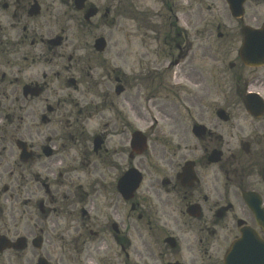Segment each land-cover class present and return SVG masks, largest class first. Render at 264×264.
Returning a JSON list of instances; mask_svg holds the SVG:
<instances>
[{
  "label": "flooded vegetation",
  "instance_id": "af4514ba",
  "mask_svg": "<svg viewBox=\"0 0 264 264\" xmlns=\"http://www.w3.org/2000/svg\"><path fill=\"white\" fill-rule=\"evenodd\" d=\"M105 1L84 0L77 10L75 0H0V237L10 245L0 253V264H67L74 252L106 256L109 241L116 256L123 251L121 213L145 222L151 245L164 254L180 253L185 226L202 248L213 245V253L224 254L242 227L256 230L264 241V223L257 226L253 212L264 210L263 104L257 101L253 113L244 109L246 92L264 99V66L248 67L239 57L243 28L264 25V0H232L242 3L239 17L224 9L212 15L216 0L210 5L198 0L210 14H197L195 22L184 25L192 29L205 20L220 43L214 51H198L201 57L212 54L214 61L210 108L175 116L157 106L162 122L178 123L166 137L165 152L148 133L141 155L132 146L139 112L124 74L119 71L112 86L91 77V60L79 51L98 54L74 46L72 22L80 32L89 30L90 22L83 20L94 5V18L105 22L112 6L119 10L137 0H117L101 12ZM173 2L164 41L182 58L184 51L200 47L178 24L180 0ZM116 83L123 86L120 95L110 93ZM202 100L197 94L185 97L199 105ZM191 163L194 180H178L183 165ZM158 166H168V175L147 180V167ZM134 170L142 181L124 201L119 182ZM242 193L248 194L245 202ZM197 208L200 216L193 219ZM163 217L172 227H166L168 221L157 225ZM168 238L174 248L165 243Z\"/></svg>",
  "mask_w": 264,
  "mask_h": 264
},
{
  "label": "rangeland",
  "instance_id": "374dc122",
  "mask_svg": "<svg viewBox=\"0 0 264 264\" xmlns=\"http://www.w3.org/2000/svg\"><path fill=\"white\" fill-rule=\"evenodd\" d=\"M111 1L112 3L117 2V0H106L105 6H109ZM213 2L214 6L211 13L220 14L224 8L223 2L219 0ZM206 3L199 6L198 0H180V6H178V8L179 12L182 10V15L181 20L178 19V24L181 27L188 29V32L192 37L191 43L193 46L200 47V50L209 49V51H214L215 47L220 43L211 30L208 29L205 20H203L201 25H197L196 28L192 29L184 25L195 22L196 18H194V16L197 14H210ZM209 3L210 2H208V4ZM171 5L172 0L168 2V5L165 8L163 0H137L135 5L125 3L119 8L116 15L114 14L112 8V14L105 20V22L100 21L97 17L94 18L92 20L93 22L89 25V30H83V32L79 31L75 21L72 22V27L74 28L73 36L75 47L85 50L91 48L92 50L93 39L99 35H103L107 40V48L99 57H97V55L92 57L88 52L79 51V55L81 57L90 58V66L95 67V70L90 73L91 76L95 78H103L106 72L110 77H112L113 74L111 73V69H117V71L121 69V71L124 72L125 79L131 84L132 78L135 74L141 75L146 73L150 78L153 77L156 80V83H160L159 88L155 84L149 86V94L155 95L156 97V90H159L160 94H162L157 96L155 101L158 104L164 102V104L168 106V109L182 111V104L178 100L177 95L180 94L179 97L181 101L184 102L182 97L187 92L181 91V89L178 91V88H175L178 84L173 83L175 81L184 83L186 82L185 79H188V76H193L191 74V69L187 67V64H178L173 68L168 66V61L172 59L171 55L174 50L169 54L170 50L166 47L168 43H165L164 35L166 30L165 26L169 25L173 21V17L167 18L166 16L168 12L167 8H170ZM203 5L205 6L202 7ZM159 14L162 16L157 18L156 15ZM163 15H165V18ZM153 28H156V30L154 31ZM160 28L162 29L161 32L158 31ZM192 51L196 52L199 50L193 49ZM115 53H119L120 59L115 57ZM211 55L212 54L206 53V58H204L201 56L199 57V53L196 54V58L199 57L197 60L201 62L200 66L196 69V73H200L201 77L206 79L210 77L212 65L210 62ZM104 60L106 62H104ZM189 61L190 60H188V62ZM193 64L197 67L196 62H193ZM147 71H151L152 74L147 73ZM171 72L176 74L177 77H173L175 79L170 77ZM157 76H159L162 81H158L156 79ZM170 83L172 84L170 85ZM147 85L148 81H144V83H142V87L136 86L133 90L135 94L139 95L138 100L135 103L140 104H137L138 109L140 114L144 116V118H139V130L143 131L145 134L150 133V138L156 142L162 154L167 148V136L164 133L165 124L162 123V121L159 122L156 114V108L154 106L146 108L141 107V103L144 106V98L141 95V89L146 88ZM111 93L113 94V91ZM166 95L168 98L166 101H163V96ZM151 112L153 113L152 116H154L155 122L158 120V123L153 130L148 129L151 118L146 120L147 116ZM167 123V135H169L174 129L175 124L173 121H167ZM142 162L146 163V160L142 159ZM146 171V179L150 180L152 178L168 175L169 167L158 166L154 169L147 167ZM120 215V221L122 223L120 227L123 230L122 238L124 248L128 251L131 250L132 252H135L138 249L142 251L143 254L150 252L152 249L151 243L149 241H144L146 231L142 229L141 224L128 219L126 213H121ZM152 217H155L157 220L158 215L152 214ZM166 220L167 219H165V217L161 218L157 222V225H163V222ZM171 225L172 222L168 221L167 227H170ZM128 241H130V249H127ZM78 248H80V246H78ZM113 252V243L109 241V250L107 255H95L96 259L100 258L99 262L92 257L88 259L86 254L79 255L75 253L69 264H89L90 261L92 262L91 264H132V257L130 256L129 259H126L124 252L122 253V259L116 262L114 256H112Z\"/></svg>",
  "mask_w": 264,
  "mask_h": 264
},
{
  "label": "water",
  "instance_id": "95a60500",
  "mask_svg": "<svg viewBox=\"0 0 264 264\" xmlns=\"http://www.w3.org/2000/svg\"><path fill=\"white\" fill-rule=\"evenodd\" d=\"M104 46H105V43H104V40L103 39H99L96 41V48L98 49V51H102L104 49ZM249 46V44H248ZM144 142H141V144H143ZM0 244H2L0 242Z\"/></svg>",
  "mask_w": 264,
  "mask_h": 264
}]
</instances>
